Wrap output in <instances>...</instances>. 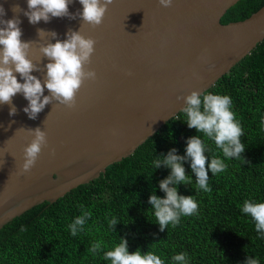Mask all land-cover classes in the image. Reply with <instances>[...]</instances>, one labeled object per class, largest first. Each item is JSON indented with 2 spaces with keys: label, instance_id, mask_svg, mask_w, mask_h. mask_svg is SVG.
<instances>
[{
  "label": "water",
  "instance_id": "95a60500",
  "mask_svg": "<svg viewBox=\"0 0 264 264\" xmlns=\"http://www.w3.org/2000/svg\"><path fill=\"white\" fill-rule=\"evenodd\" d=\"M239 2L173 0L164 7L159 0H114L103 23L93 27L80 17L33 25L23 12H13L14 5L27 11V0H0L2 19L18 16L22 41L32 42L29 58L42 69L32 75L43 80L48 60L40 47L56 42L50 34L40 38L37 29L55 31L61 41L70 29L94 39L85 69L97 74L85 80L74 108L54 102L30 119L22 94L13 97L14 116L9 105L0 104V229L134 154L186 106L177 97L193 91L203 95L251 54L264 41V6L243 21L223 24V16ZM82 8L79 0L69 4L73 14ZM44 95H49L46 88ZM37 127L47 133V146L31 171L21 174L23 149L33 139L28 129Z\"/></svg>",
  "mask_w": 264,
  "mask_h": 264
},
{
  "label": "trees",
  "instance_id": "16d2710c",
  "mask_svg": "<svg viewBox=\"0 0 264 264\" xmlns=\"http://www.w3.org/2000/svg\"><path fill=\"white\" fill-rule=\"evenodd\" d=\"M263 6L264 0H240L221 22L243 21ZM208 93L231 98L245 145L240 157H225L214 140L187 126L181 111L99 178L54 203L32 208L0 229V264H111L104 253L113 250L121 238L128 241L129 253L151 251L164 264H178L172 257L180 253L187 254L185 264H245L248 257L264 264V233H258L255 221L241 211L245 200L264 202V41L204 94ZM201 99L203 111V95ZM197 135L209 163L216 157L227 167L215 175L209 170L210 192L196 191L191 161L185 160L186 176L192 177V183H181L178 194L193 196L197 212L181 215L177 225L170 223L161 231L149 199L153 189L155 195L165 197L159 182L171 169H155L153 161L172 148L185 156L188 138ZM83 211L92 215L83 230L72 236L68 226ZM113 218L118 224L110 227ZM101 241L95 254L88 251Z\"/></svg>",
  "mask_w": 264,
  "mask_h": 264
},
{
  "label": "clouds",
  "instance_id": "9594fccd",
  "mask_svg": "<svg viewBox=\"0 0 264 264\" xmlns=\"http://www.w3.org/2000/svg\"><path fill=\"white\" fill-rule=\"evenodd\" d=\"M71 2L72 0H27V11L21 9L19 5H14L13 12H23L33 25L41 20L45 23L50 22L54 17L71 19L80 17L83 23L97 27L103 23L108 7L114 0H79L83 8L75 14L69 11ZM159 3L164 7H170L173 0H159ZM4 15L5 10L0 5V104L9 105V115L14 116L17 109L13 104V97L18 93L22 94L28 101L23 111L30 119H36L47 105L54 102L74 108L77 93L85 80L97 78L95 70L85 69V65L91 63L96 41L86 38L80 30L70 29L66 33L67 39L61 41L57 38L58 34L55 31L37 29L40 38L50 34L52 39H56L54 44L48 42L40 47L42 59L47 58L48 60L43 67V70H46L45 77L41 80L31 74L34 71H42V69L29 58L32 42L22 41L20 19L18 16L13 19H2ZM16 73L20 75L23 83L18 81ZM128 75L132 73L129 72ZM45 88L49 91V95H44ZM201 96L200 92L193 91L186 97H177L185 102L186 106L181 110L186 114L187 126L214 140L217 147L222 149L225 157H240L245 151V145L241 143L243 135L241 126L231 110V98L219 94H203L202 111ZM28 131L33 139L23 149L24 163L21 174L31 171L42 149L48 143L47 133L41 128L28 129ZM185 152L186 155L181 156L177 154L176 148H172L166 155L153 161L155 169L161 166L171 169L170 175L159 182V188L166 194L165 197H158L153 189V194L149 199L161 231H164L170 223L173 226L177 225L181 215L191 216L197 212L198 204L193 196L178 194V186L181 183L185 185L192 183V177L186 176L183 166L185 160L191 161L192 172L197 178L194 185L196 191L202 189L210 192L212 189L208 185L209 170L215 175L227 167L223 160L216 157H213L209 163L205 155V145L199 135L188 138ZM81 208L83 209V205ZM241 211L250 215L255 221L258 233H264V202L254 203L245 200ZM91 215L90 211H83L82 215L75 218L68 226L72 236H76L78 231L83 230V225ZM117 224L118 221L115 218L109 221L110 227H115ZM101 245L102 241L96 242L88 251L95 254L101 249ZM186 255V253H180L174 255L172 259L178 264H185ZM103 258L110 260L111 264H164L162 259L151 251L142 254V250L137 249L129 253L128 241L123 238L113 250L105 252ZM245 264H258V260L248 257Z\"/></svg>",
  "mask_w": 264,
  "mask_h": 264
}]
</instances>
